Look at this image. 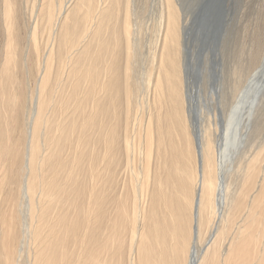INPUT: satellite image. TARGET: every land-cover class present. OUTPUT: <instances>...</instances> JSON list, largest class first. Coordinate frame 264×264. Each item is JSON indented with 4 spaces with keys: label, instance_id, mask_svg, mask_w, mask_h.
Listing matches in <instances>:
<instances>
[{
    "label": "bare ground",
    "instance_id": "1",
    "mask_svg": "<svg viewBox=\"0 0 264 264\" xmlns=\"http://www.w3.org/2000/svg\"><path fill=\"white\" fill-rule=\"evenodd\" d=\"M216 1L0 0V264H264V77L201 96Z\"/></svg>",
    "mask_w": 264,
    "mask_h": 264
},
{
    "label": "rangeland",
    "instance_id": "2",
    "mask_svg": "<svg viewBox=\"0 0 264 264\" xmlns=\"http://www.w3.org/2000/svg\"><path fill=\"white\" fill-rule=\"evenodd\" d=\"M28 1L24 0V3L28 5V3L33 4L34 2V0ZM138 1L145 3L143 7L151 2V0ZM213 3L214 7L211 6V14L206 22L208 33L205 29L203 34L204 37L208 34V38L204 40L203 37L201 44L203 49L198 54L200 63H203L205 59L207 60H205V64L203 63V69L201 65L198 66V72L200 73V69H202L201 82L199 81L201 96L206 90L208 92L213 83H218V97H221L222 102L221 106L218 105L219 112L215 113L218 117L219 113L221 115V113L229 111L230 105L239 98L241 92L243 93L244 87L249 81H263L264 0H217L216 4ZM30 4L28 7L31 6ZM143 15H147L144 10ZM148 35L149 32L146 33L144 26L138 27L136 57L134 58L136 71L134 79L136 80H138L149 59L150 38L148 39ZM1 46L2 39L0 38V49ZM217 71H219V81L214 78ZM262 89L258 143L264 145V85Z\"/></svg>",
    "mask_w": 264,
    "mask_h": 264
}]
</instances>
